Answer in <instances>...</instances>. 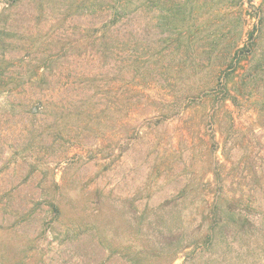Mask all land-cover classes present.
I'll return each mask as SVG.
<instances>
[{"label": "rangeland", "instance_id": "374dc122", "mask_svg": "<svg viewBox=\"0 0 264 264\" xmlns=\"http://www.w3.org/2000/svg\"><path fill=\"white\" fill-rule=\"evenodd\" d=\"M179 1L0 0V264H137L141 241L165 244L179 217L190 234L220 190L259 227L264 22L247 2L192 0L209 29L177 49L155 16ZM194 249L169 264H227Z\"/></svg>", "mask_w": 264, "mask_h": 264}, {"label": "trees", "instance_id": "16d2710c", "mask_svg": "<svg viewBox=\"0 0 264 264\" xmlns=\"http://www.w3.org/2000/svg\"><path fill=\"white\" fill-rule=\"evenodd\" d=\"M8 2L12 5L16 2V0H8ZM211 2H213L214 7L219 8L222 3H225L226 1L211 0ZM245 2H247L251 8L256 10L255 12L257 13V18L259 20V29L262 28L264 22L263 13L260 7L256 8L253 5L254 0H232L229 4L242 6ZM199 8L202 7L196 4L195 1L184 0L183 2H174L172 6L162 10L160 15L155 16V18L160 20L159 25L166 27L168 32L172 34L170 37L175 38L171 39V41L177 42V49H182L183 46L188 49L190 47V43L198 41L199 38L204 35V31L209 29L208 23L206 24L204 18H202L203 15L199 13ZM216 12H219V10ZM138 13L139 11L137 9L129 11L125 10L121 16L135 18ZM120 14L121 13L119 11L118 15ZM210 22V25L213 24L212 21ZM250 38H253V35H251ZM139 49V44H137L136 46H133L130 51L132 54H139L137 55V58H139ZM249 52V45L242 49H238L235 53L233 64L237 62L240 63L242 58H247ZM53 62H55V56H49L42 60L41 65L35 68L32 79L36 78L38 81L46 80L47 78L45 73L46 71L51 70ZM42 69L45 70V73H41L40 70ZM219 77L218 81L220 82L221 79ZM222 92L221 97H218L219 100L223 102L231 98V95L226 87H224ZM216 93L217 87L210 86L208 89L200 91L199 94L202 96L214 97L216 96ZM167 117L168 116L166 115L163 118L166 119ZM164 119H159V122L164 121ZM186 193H188V191L185 188L181 191V196H184ZM229 201L224 192L220 190L217 196L213 199L212 203L208 206L207 203H205L203 216L201 217L199 224L200 226H198V228L193 230L190 234L183 229V225L180 223L181 217H179V224L177 226L172 227L171 229L168 228V233H161L164 237L163 239L166 240L165 244L156 238H152V235L150 234L146 239L141 241L139 245H137L138 251L136 255L138 257H136V263L155 264L158 260H160V264L163 262L169 264L172 263L176 256L181 252L193 247L195 248L194 250H199L202 254L216 253V251L219 250L226 256L224 262H227V264H264V246H262V243H258L260 242L261 237L264 238V218L259 221V227H254V232L249 233L253 224V220L251 219L252 216L249 217L241 210H235V208H227L226 203H229ZM191 205L194 207L196 206L198 209V205H195L194 203ZM164 219V217H161L159 218V221H164ZM244 240L252 241L255 243V246L257 245V248L254 247V249L250 250L249 244L251 243L246 241L247 249L245 252L243 254L239 252L238 254L232 256L235 252L233 249L234 244H238V241L242 242ZM262 242L264 243V241ZM221 246H224L225 250L220 249ZM149 249H151L152 252H150ZM145 254L148 259H146L145 256H142ZM140 255L141 257H139ZM149 255H151V259H149Z\"/></svg>", "mask_w": 264, "mask_h": 264}]
</instances>
